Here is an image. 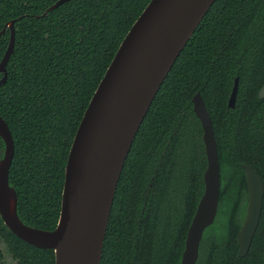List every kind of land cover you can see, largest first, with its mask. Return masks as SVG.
<instances>
[{
	"label": "trees",
	"instance_id": "obj_1",
	"mask_svg": "<svg viewBox=\"0 0 264 264\" xmlns=\"http://www.w3.org/2000/svg\"><path fill=\"white\" fill-rule=\"evenodd\" d=\"M0 0V63L16 21L0 117L15 155L9 181L27 226L54 231L65 168L85 112L122 42L151 0ZM0 73V80L3 78ZM239 79L235 108L229 100ZM264 0H216L157 93L126 159L101 264H181L208 166L194 112L200 93L215 133L221 172L216 220L196 264H264V200L250 251L238 234L248 204L242 164L264 183ZM5 143L0 137V160ZM55 264L53 250L14 235L0 216V264Z\"/></svg>",
	"mask_w": 264,
	"mask_h": 264
},
{
	"label": "water",
	"instance_id": "obj_2",
	"mask_svg": "<svg viewBox=\"0 0 264 264\" xmlns=\"http://www.w3.org/2000/svg\"><path fill=\"white\" fill-rule=\"evenodd\" d=\"M216 0H151L122 42L96 90L74 138L67 165L61 214L54 231L24 224L18 213V194L9 181L15 144L0 117L5 143L0 160V216L5 226L24 242L53 250L55 264H101L104 241L118 184L136 135L177 58ZM69 0H60L52 11ZM15 20L8 50L0 63V87L15 46ZM4 33L1 32L0 36ZM236 79L229 108H235ZM264 98V86L259 93ZM203 130L207 169L204 193L190 225L181 264H196L204 232L216 220L221 172L213 124L200 93L193 100ZM248 185L247 212L238 234L239 257L245 258L258 230L264 183L254 169L242 164Z\"/></svg>",
	"mask_w": 264,
	"mask_h": 264
},
{
	"label": "rangeland",
	"instance_id": "obj_3",
	"mask_svg": "<svg viewBox=\"0 0 264 264\" xmlns=\"http://www.w3.org/2000/svg\"><path fill=\"white\" fill-rule=\"evenodd\" d=\"M6 253V264H16L13 260H12V258L9 256V255H7V252H5Z\"/></svg>",
	"mask_w": 264,
	"mask_h": 264
}]
</instances>
